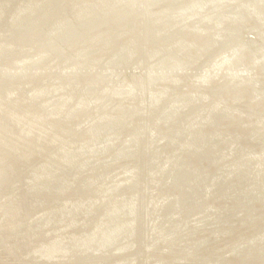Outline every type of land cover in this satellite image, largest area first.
<instances>
[{
  "label": "rangeland",
  "instance_id": "rangeland-1",
  "mask_svg": "<svg viewBox=\"0 0 264 264\" xmlns=\"http://www.w3.org/2000/svg\"><path fill=\"white\" fill-rule=\"evenodd\" d=\"M261 18L264 0H0V264H264Z\"/></svg>",
  "mask_w": 264,
  "mask_h": 264
},
{
  "label": "bare ground",
  "instance_id": "bare-ground-1",
  "mask_svg": "<svg viewBox=\"0 0 264 264\" xmlns=\"http://www.w3.org/2000/svg\"><path fill=\"white\" fill-rule=\"evenodd\" d=\"M127 2V1H126ZM134 2V1H133ZM142 2V1H141ZM240 2V1H239ZM123 3V2H122ZM163 3V2H162ZM238 3V2H237ZM242 3V2H241ZM106 4V3H105ZM128 4V3H127ZM139 4V3H138ZM248 4V3H247ZM121 5V4H120ZM146 5V4H145ZM134 6V5H133ZM137 6V5H136ZM227 6V5H226ZM261 6V5H260ZM103 7V6H102ZM117 7V6H116ZM182 7V6H181ZM262 7V6H261ZM77 8H79V7H77ZM230 8V7H229ZM115 9V8H114ZM178 9V8H177ZM252 9V8H251ZM133 10V9H132ZM232 10V9H231ZM109 11V10H108ZM134 11V10H133ZM123 12V11H122ZM131 12V11H130ZM155 12V11H154ZM211 12V11H210ZM261 12V11H260ZM110 13V12H109ZM132 13V12H131ZM158 13V12H157ZM215 13V12H214ZM219 13V12H218ZM120 14V13H119ZM259 15V14H258ZM145 16V15H144ZM143 16V17H144ZM152 16V15H151ZM163 16V15H162ZM179 16H181V15H179ZM159 17V16H158ZM207 17V16H206ZM211 17V16H210ZM67 18V17H66ZM115 18V17H114ZM155 18V17H154ZM223 18V17H222ZM261 19H264V18H261ZM116 20V19H115ZM203 21H204V19H203ZM237 21V20H236ZM129 22V21H128ZM238 22V21H237ZM121 23V22H120ZM133 23H135V22H133ZM145 23H146V21H145ZM186 23V22H185ZM205 23V22H204ZM168 24V23H167ZM255 24V23H254ZM191 25V24H190ZM128 26H129V24H128ZM257 26V25H256ZM68 27V26H67ZM122 27V26H121ZM119 28V27H118ZM161 29V28H160ZM245 29V28H244ZM127 30H128V28H127ZM145 30V29H144ZM36 31V30H35ZM120 31V30H119ZM140 31V30H139ZM218 31V30H217ZM46 32V31H45ZM51 32V31H50ZM143 33V32H142ZM166 33V32H165ZM170 33V32H169ZM258 33V32H257ZM43 34V33H42ZM46 35V34H45ZM146 35V34H145ZM255 35V34H254ZM152 36V35H151ZM256 36V35H255ZM146 37V36H145ZM174 38V37H173ZM263 38V37H262ZM112 39V38H111ZM127 39V38H126ZM242 39V38H241ZM131 40V39H130ZM204 40V39H203ZM262 40V39H261ZM142 41V40H141ZM153 41V40H152ZM57 42V41H56ZM120 42V41H119ZM154 42V41H153ZM156 42V41H155ZM168 42V41H167ZM255 42V41H254ZM260 42V41H259ZM128 43V42H127ZM150 43V42H149ZM151 44V43H150ZM157 44V43H156ZM240 44V43H239ZM254 44V43H253ZM148 45V44H147ZM182 45V44H181ZM200 45V44H199ZM180 46V45H179ZM252 46H254V45H252ZM133 47V46H132ZM137 47V46H136ZM128 49H129V47H127ZM131 48V47H130ZM162 49V48H161ZM132 50V49H131ZM263 50V49H262ZM143 51V50H142ZM240 51V50H239ZM259 51V50H258ZM137 52V51H136ZM230 52V51H229ZM250 52V51H249ZM255 52V51H254ZM243 53V52H242ZM264 53V52H263ZM139 54V53H138ZM216 54V53H215ZM225 54V53H224ZM135 55V54H134ZM245 55V54H244ZM250 55V54H249ZM127 57V56H126ZM136 57V56H135ZM167 57V56H166ZM169 58V57H168ZM132 59V58H131ZM161 60V59H160ZM112 61V60H111ZM125 61V60H124ZM150 61V60H149ZM162 61H163V59H162ZM225 61V60H224ZM246 61V60H245ZM113 62V61H112ZM130 62V61H129ZM168 62H169V60H168ZM244 62V61H243ZM254 62V61H253ZM256 62V61H255ZM264 62V61H263ZM140 63V62H139ZM181 63V62H180ZM134 64V63H133ZM154 64V63H153ZM221 64V63H220ZM142 65V64H141ZM148 65V64H147ZM174 65V64H173ZM110 66V65H109ZM133 66V65H132ZM158 66V65H157ZM171 66V65H170ZM136 67V66H135ZM157 68V67H156ZM175 68V67H174ZM111 69V68H110ZM169 69V68H168ZM171 69H173L172 67H171ZM203 69V68H202ZM201 69V70H202ZM245 69V68H244ZM248 69V68H247ZM145 70H146V68H145ZM144 70V71H145ZM183 70V69H182ZM253 70V69H252ZM133 71V70H132ZM96 72V71H95ZM110 72V71H109ZM162 72H163V70H162ZM168 72V71H167ZM177 72V71H176ZM220 72V71H219ZM154 73V72H153ZM97 74V73H96ZM147 74V73H146ZM169 74V73H168ZM201 74V73H200ZM125 75H126V73H125ZM134 75V74H133ZM159 75V74H158ZM202 75V74H201ZM262 75V74H261ZM136 76V75H135ZM164 76V75H163ZM213 76H215V75H213ZM260 76V75H259ZM264 76V75H263ZM175 78V77H174ZM249 78V77H248ZM251 78V77H250ZM135 79V78H134ZM159 79V78H158ZM212 79V78H211ZM257 79V78H256ZM260 79V78H259ZM177 80V79H176ZM129 81V80H128ZM135 81V80H134ZM155 81H156V79H155ZM10 82V81H9ZM121 82V81H120ZM247 82V81H246ZM259 82V81H258ZM177 83V82H176ZM249 83V82H248ZM264 83V82H263ZM148 84V83H147ZM172 85V84H171ZM199 85V84H198ZM218 85V84H217ZM140 86V85H139ZM205 86V85H204ZM203 86V87H204ZM141 87V86H140ZM153 87V86H152ZM208 87V86H207ZM228 87V86H227ZM245 87V86H244ZM258 87H260V86H258ZM139 88V87H138ZM165 88V87H164ZM126 89V88H125ZM133 89V88H132ZM145 89V88H144ZM152 89V88H151ZM160 89V88H159ZM168 89V88H167ZM171 89V88H170ZM202 89V88H201ZM204 89V88H203ZM128 90V89H127ZM138 90V89H137ZM142 90V89H141ZM149 90V89H148ZM158 90V89H157ZM175 90V89H174ZM199 90V89H198ZM242 90V89H241ZM156 91V90H155ZM154 91V92H155ZM152 92V91H151ZM196 92H197V90H196ZM202 93H203V91H202ZM209 93V92H208ZM141 94V93H140ZM163 95V94H162ZM172 95V94H171ZM183 95V94H182ZM125 96V95H124ZM159 96V95H158ZM181 96V95H180ZM120 97V96H119ZM140 97H141V95H140ZM144 97V96H143ZM153 97V96H152ZM173 97V96H172ZM177 97H178V95H177ZM108 98V97H107ZM128 98V97H127ZM154 98V97H153ZM109 99V98H108ZM124 99V98H123ZM143 99V98H142ZM237 99V98H236ZM245 99V98H244ZM128 100V99H127ZM133 100V99H132ZM131 100V101H132ZM147 100V99H146ZM209 100V99H208ZM105 101V100H104ZM158 101V100H157ZM169 101V100H168ZM182 101V100H181ZM180 101V102H181ZM196 101V100H195ZM115 102V101H114ZM199 102V101H198ZM212 102V101H211ZM100 103V102H99ZM106 103V102H105ZM113 103V102H112ZM151 103H153V102H151ZM174 103V102H173ZM157 104V103H156ZM164 104V103H163ZM96 105V104H95ZM129 105V104H128ZM159 105V104H158ZM208 105H210V104H208ZM89 106V105H88ZM106 106V105H105ZM207 106V105H206ZM98 107H100V106H98ZM107 107V106H106ZM197 107H198V105H197ZM111 108V107H110ZM152 108V107H151ZM153 108H154V106H153ZM178 108V107H177ZM188 108V107H187ZM191 108V107H190ZM201 108V107H200ZM225 108V107H224ZM90 109V108H89ZM117 109V108H116ZM126 109V108H125ZM129 109V108H128ZM199 109V108H198ZM221 109V108H220ZM219 109V110H220ZM114 110V109H113ZM203 110V109H202ZM209 110V109H208ZM234 110V109H233ZM125 111V110H124ZM173 111V110H172ZM193 111V110H192ZM207 111V110H206ZM160 112V111H159ZM183 112V111H182ZM215 112V111H214ZM153 113V112H152ZM164 113H165V111H164ZM175 113V112H174ZM173 113V114H174ZM198 113V112H197ZM224 113V112H223ZM226 114H228L227 112H226ZM235 114V113H234ZM120 115V114H119ZM180 115V114H179ZM217 115V114H216ZM107 116V115H106ZM191 116V115H190ZM200 116V115H199ZM214 116V115H213ZM222 116V115H221ZM134 117V116H133ZM162 117V116H161ZM178 117V116H177ZM237 117V116H236ZM108 118V117H107ZM220 118V117H219ZM112 119V118H111ZM231 119V118H230ZM115 120V119H114ZM153 120H156V119H154L153 118ZM172 120H173V118H172ZM190 120V119H189ZM210 120V119H209ZM136 121V120H135ZM138 121V120H137ZM112 122V121H111ZM162 122V121H161ZM110 123V122H109ZM108 123V124H109ZM124 123V122H123ZM185 123V122H184ZM209 123V122H208ZM214 123V122H213ZM215 123H216V121H215ZM126 124H127V122H126ZM171 124V123H170ZM173 124V123H172ZM190 124V123H189ZM261 124V123H260ZM129 125V124H128ZM178 125V124H177ZM108 126V125H107ZM135 126V125H134ZM156 126V125H155ZM161 126V125H160ZM176 126V125H175ZM213 126V125H212ZM224 126V125H223ZM126 127V126H125ZM133 127V126H132ZM131 127V128H132ZM173 127V126H172ZM166 128V127H165ZM196 128V127H195ZM142 129V128H141ZM149 129V128H148ZM201 129V128H200ZM203 129V128H202ZM125 130V129H124ZM130 130V129H129ZM145 130H146V128H145ZM166 130V129H165ZM199 130V129H198ZM148 131V130H147ZM68 132V131H67ZM122 132H123V130H122ZM126 132V131H125ZM176 132H177V130H176ZM181 132V131H180ZM186 132H188V131H186ZM121 133V132H120ZM182 133V132H181ZM125 134V133H124ZM146 134V133H145ZM201 134V133H200ZM137 135V134H136ZM141 135V134H140ZM156 135V134H155ZM159 135V134H158ZM171 135V134H170ZM182 135V134H181ZM187 135V134H186ZM202 135V134H201ZM201 135H198V136H201ZM174 136V135H173ZM196 136V135H195ZM128 137H129V135H128ZM158 137V136H157ZM179 137V136H178ZM125 138V137H124ZM131 138V137H130ZM142 138V137H141ZM184 138H187V137H185L184 136ZM143 139V138H142ZM168 139V138H167ZM171 139V138H170ZM193 139V138H192ZM208 139V138H207ZM93 140V139H92ZM163 140V139H162ZM206 140V139H205ZM235 140V139H234ZM127 141V140H126ZM159 141V140H158ZM171 141V140H170ZM173 141H175V140H173ZM190 141V140H189ZM203 141V140H202ZM237 141V140H236ZM122 142V141H121ZM150 142V141H149ZM164 142V141H163ZM162 142V143H163ZM134 143V142H133ZM157 143V142H156ZM139 144V143H138ZM160 144V143H159ZM165 144V143H164ZM169 144V143H168ZM143 145V144H142ZM157 145V144H156ZM204 145V144H203ZM131 146V145H130ZM199 146V145H198ZM205 146V145H204ZM229 146V145H228ZM109 148V147H108ZM142 148H145V147H142ZM172 148V147H171ZM185 148V147H184ZM187 148V147H186ZM243 148V147H242ZM97 149V148H96ZM157 149H158V147H157ZM178 149H180V148H178ZM202 149V148H201ZM161 150V149H160ZM153 151V150H152ZM168 151V150H167ZM101 152V151H100ZM137 152V151H136ZM149 152V151H148ZM185 152V151H184ZM200 152H201V150H200ZM135 153V152H134ZM171 153V152H170ZM177 153V152H176ZM253 153V152H252ZM156 154V153H155ZM181 154V153H180ZM199 154V153H198ZM243 154V153H242ZM75 155V154H74ZM91 155V154H90ZM152 155V154H151ZM167 155H168V153H167ZM176 155V154H175ZM247 155V154H246ZM154 156V155H153ZM162 156V155H161ZM99 157H100V155H99ZM109 157V156H108ZM172 157V156H171ZM175 157V156H174ZM180 157V156H179ZM184 157V156H183ZM189 157V156H188ZM191 157H193V156H191ZM212 157V156H211ZM51 158V157H50ZM144 158V157H143ZM142 158V159H143ZM147 158V157H146ZM158 158V157H157ZM181 158V157H180ZM249 158V157H248ZM98 159V158H97ZM141 159V158H140ZM239 159V158H238ZM94 160V159H93ZM107 160V159H106ZM147 160V159H146ZM175 160V159H174ZM233 160V159H232ZM235 160V159H234ZM241 160V159H240ZM248 160V159H247ZM166 161V160H165ZM242 161V160H241ZM185 162V161H184ZM104 163V162H103ZM193 163V162H192ZM105 164V163H104ZM170 164V163H169ZM188 164V163H187ZM230 164V163H229ZM88 165V164H87ZM143 165V164H142ZM152 165V164H151ZM239 165H240V163H239ZM105 166V165H104ZM131 166V165H130ZM138 166V165H137ZM177 166V165H176ZM190 166V165H189ZM206 166V165H205ZM139 167V166H138ZM152 167V166H151ZM192 167V166H191ZM196 167V166H195ZM106 167H104V169H105ZM141 168V167H140ZM168 168V167H167ZM186 168V167H185ZM103 169V170H104ZM100 170V169H99ZM102 170V171H103ZM145 170V169H144ZM93 172V171H92ZM99 172V171H98ZM109 172V171H108ZM140 172V171H139ZM157 172V171H156ZM137 173V172H136ZM179 173V172H178ZM188 173V172H187ZM190 173V172H189ZM90 174V173H89ZM103 174V173H102ZM138 174V173H137ZM164 174V173H163ZM148 175V174H147ZM150 175V174H149ZM171 175H172V173H171ZM84 176V175H83ZM104 176V175H103ZM108 176V175H107ZM144 176V175H143ZM183 176V175H182ZM72 177V176H71ZM99 177V176H98ZM154 177V176H153ZM177 177H178V175H177ZM81 178V177H80ZM142 178V177H141ZM159 178V177H158ZM176 178V177H175ZM213 178V177H212ZM130 179V178H129ZM128 179V180H129ZM138 179V178H137ZM136 179V180H137ZM150 179V178H149ZM152 179V178H151ZM192 179V178H191ZM214 179V178H213ZM100 180V179H99ZM154 180V179H153ZM170 180V179H169ZM183 180V179H182ZM202 181V180H201ZM117 183V182H116ZM126 183V182H125ZM140 183V182H139ZM156 183V182H155ZM155 183H154V185H155ZM166 183V182H165ZM164 183V184H165ZM176 183V182H175ZM193 183V182H192ZM201 183V182H200ZM87 184V183H86ZM128 184V183H127ZM131 184V183H130ZM133 184V183H132ZM163 184V183H162ZM195 184V183H194ZM205 184H207V183H205ZM214 184V183H213ZM149 185H151V184H149ZM148 185V186H149ZM176 185V184H175ZM197 185V184H196ZM102 186V185H101ZM109 186H110V184H109ZM137 186V185H136ZM165 186V185H164ZM170 186H171V184H170ZM126 187V186H125ZM131 187V186H130ZM145 187V186H144ZM176 187H178V186H176ZM244 187V186H243ZM76 188V187H75ZM87 188V187H86ZM127 188V187H126ZM148 188V187H147ZM146 188V189H147ZM205 188V187H204ZM82 189V188H81ZM136 189V188H135ZM140 189V188H139ZM160 189V188H159ZM163 189V188H162ZM170 189V188H169ZM180 189V188H179ZM183 189V188H182ZM181 189V190H182ZM144 190V189H143ZM218 190V189H217ZM227 190V189H226ZM77 191V190H76ZM86 191V190H85ZM128 191H130V190H128ZM153 191V190H152ZM157 191V190H156ZM194 191V190H193ZM183 192V191H182ZM97 193H98V191H97ZM127 193V192H126ZM146 193V192H145ZM205 193V192H204ZM75 194V193H74ZM134 194V193H133ZM147 194V193H146ZM163 194H164V192H163ZM175 194V193H174ZM189 194V193H188ZM208 194V193H207ZM225 194V193H224ZM158 195V194H157ZM156 195V196H157ZM187 195V194H186ZM185 195V196H186ZM210 195V194H209ZM100 196V195H99ZM97 197V196H96ZM141 197V196H140ZM161 197V196H160ZM166 197H167V195H166ZM195 197V196H194ZM208 198V197H207ZM120 199V198H119ZM143 199V198H142ZM157 199V198H156ZM176 199V198H175ZM197 199V198H196ZM77 200V199H76ZM113 200V199H112ZM137 200V199H136ZM140 200V199H139ZM161 200V199H160ZM168 200V199H167ZM188 200V199H187ZM193 200V199H192ZM111 201V200H110ZM114 201V200H113ZM126 201V200H125ZM141 201V200H140ZM145 201V200H144ZM154 201V200H153ZM186 201V200H185ZM155 202V201H154ZM173 202V201H172ZM249 202V201H248ZM142 203V202H141ZM152 203V202H151ZM169 203V202H168ZM111 204V203H110ZM144 204V203H143ZM181 204V203H180ZM201 204V203H200ZM109 205V204H108ZM107 205V206H108ZM142 205V204H141ZM140 205V206H141ZM194 205V204H193ZM96 206V205H95ZM162 206V205H161ZM145 207V206H144ZM195 207V206H194ZM160 208V207H159ZM169 208V207H168ZM211 208V207H210ZM95 209V208H94ZM112 209V208H111ZM115 209V208H114ZM137 209V208H136ZM182 209V208H181ZM192 209V208H191ZM165 210V209H164ZM185 210V209H184ZM97 211V210H96ZM201 211V210H200ZM93 212V211H92ZM153 212V211H152ZM168 212V211H167ZM180 212V211H179ZM203 212V211H202ZM162 213V212H161ZM220 213V212H219ZM94 214V213H93ZM163 214V213H162ZM188 214V213H187ZM242 214V213H241ZM107 215V214H106ZM170 215V214H169ZM172 215V214H171ZM158 216V215H157ZM163 216V215H162ZM184 216V215H183ZM81 217V216H80ZM109 217V216H108ZM159 217V216H158ZM161 217V216H160ZM195 217V216H194ZM87 218V217H86ZM166 218V217H165ZM172 219V218H171ZM97 220H98V218H97ZM155 220V219H154ZM200 220V219H199ZM91 221V220H90ZM99 221H101V220H99ZM137 221V220H136ZM140 221V220H139ZM138 221V222H139ZM179 221V220H178ZM200 221H202V220H200ZM223 221V220H222ZM128 222V221H127ZM169 222V221H168ZM185 222V221H184ZM194 222V221H193ZM96 223V222H95ZM104 223H106V222H104ZM178 224H179V222H177ZM118 224V223H117ZM122 224V223H121ZM126 224V223H125ZM124 224V225H125ZM205 224V223H204ZM102 225V224H101ZM104 225V224H103ZM102 225V226H103ZM135 225V224H134ZM157 225V224H156ZM160 225V224H159ZM191 225V224H190ZM91 226V225H90ZM105 226H107V225H105ZM119 226V225H118ZM131 226V225H130ZM145 226V225H144ZM161 226V225H160ZM179 226V225H178ZM200 226V225H199ZM146 227V226H145ZM155 227V226H154ZM91 228V227H90ZM138 228V227H137ZM160 228V227H159ZM163 228V227H162ZM258 228V227H257ZM94 229V228H93ZM179 229V228H178ZM196 229V228H195ZM134 230V229H133ZM167 230V229H166ZM102 231H104L103 229H102ZM124 231V230H123ZM174 231V230H173ZM178 231V230H177ZM239 231V230H238ZM101 232V231H100ZM127 232V231H126ZM132 232V231H131ZM135 233V232H134ZM138 233V232H137ZM170 233V232H169ZM215 233V232H214ZM91 234V233H90ZM109 234V233H108ZM150 234V233H149ZM155 234V233H154ZM162 234V233H161ZM199 234V233H198ZM99 235V234H98ZM142 235H144V234H142ZM165 235H166V233H165ZM93 236V235H92ZM126 236V235H125ZM144 237V236H143ZM168 237V236H167ZM196 237V236H195ZM131 238V237H130ZM161 238V237H160ZM163 238V237H162ZM164 238H165V236H164ZM69 239V238H68ZM88 239V238H87ZM123 239V238H122ZM203 239V238H202ZM93 240V239H92ZM96 240H97V238H96ZM127 240V239H126ZM128 240H129V238H128ZM155 240V239H154ZM165 240V239H164ZM206 240V239H205ZM120 241V240H119ZM135 241V240H134ZM87 242V241H86ZM121 242V241H120ZM164 242V241H163ZM253 242V241H252ZM89 243V242H88ZM99 243V242H98ZM126 243V242H125ZM194 243V242H193ZM108 244V243H107ZM130 244V243H129ZM136 244V243H135ZM154 244V243H153ZM157 244V243H156ZM131 246V245H130ZM134 246V245H133ZM138 246V245H137ZM155 246V245H154ZM263 246V245H262ZM94 247V246H93ZM173 247V246H172ZM193 247V246H192ZM134 248V247H133ZM156 248V247H155ZM165 248V247H164ZM170 248V247H169ZM128 249H130V247H128ZM177 249V248H176ZM153 250V249H152ZM157 250V249H156ZM260 250V249H259ZM189 251V250H188ZM262 251V250H261ZM123 252V251H122ZM184 252V251H183ZM196 253V252H195ZM210 253V252H209ZM217 253V252H216ZM137 254V253H136ZM151 254V253H150ZM187 254V253H186ZM190 254H192L191 252H190ZM157 255H159V253L157 254ZM123 256V255H122ZM121 256V257H122ZM188 256V255H187ZM203 256V255H202ZM164 257V256H163ZM169 257V256H168ZM211 257V256H210ZM127 258V257H126ZM182 258V257H181ZM203 258V257H202ZM226 258V257H225ZM124 259V258H123ZM190 259V258H189ZM244 259V258H243ZM160 260V259H159ZM179 260V259H178ZM109 261V260H108ZM129 261V260H128ZM187 261V260H186ZM201 261V260H200ZM246 261V260H245ZM173 262V261H172ZM171 262V263H172ZM183 262V261H182ZM195 262V261H194ZM232 262V261H231ZM118 263V262H117ZM128 263V262H127ZM199 263V262H198ZM233 263V262H232ZM126 264V263H125ZM182 264V263H181ZM196 264V263H195ZM200 264V263H199ZM245 264V263H244ZM261 264V263H260Z\"/></svg>",
  "mask_w": 264,
  "mask_h": 264
}]
</instances>
